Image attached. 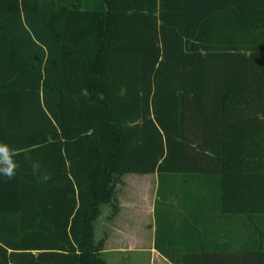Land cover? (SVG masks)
Instances as JSON below:
<instances>
[{
	"label": "trees",
	"instance_id": "obj_1",
	"mask_svg": "<svg viewBox=\"0 0 264 264\" xmlns=\"http://www.w3.org/2000/svg\"><path fill=\"white\" fill-rule=\"evenodd\" d=\"M0 143V264H106L127 174L214 181L251 235L229 263L264 264V0H0Z\"/></svg>",
	"mask_w": 264,
	"mask_h": 264
},
{
	"label": "crops",
	"instance_id": "obj_2",
	"mask_svg": "<svg viewBox=\"0 0 264 264\" xmlns=\"http://www.w3.org/2000/svg\"><path fill=\"white\" fill-rule=\"evenodd\" d=\"M130 175L150 180L146 190L152 201L148 211L151 217L148 220L142 218L137 204L131 200L113 201L112 213L107 219L111 223L110 229L104 230L105 239H101L102 242L104 240L103 253L106 255L150 253L151 259L159 257L164 264H175L156 249L157 221L162 228L159 245L173 254L211 252L215 253L216 259L230 264L233 258L230 254L249 251L247 244L251 235L245 225L247 218L222 214L219 187L214 181L208 184L206 179L199 177L165 176L169 183L161 188L157 174ZM158 201L163 211L156 217ZM172 205L182 211L176 212ZM102 217L100 215L99 219ZM146 238L149 239L143 240Z\"/></svg>",
	"mask_w": 264,
	"mask_h": 264
},
{
	"label": "rangeland",
	"instance_id": "obj_3",
	"mask_svg": "<svg viewBox=\"0 0 264 264\" xmlns=\"http://www.w3.org/2000/svg\"><path fill=\"white\" fill-rule=\"evenodd\" d=\"M149 182L150 180L148 179H142L140 177L133 176L130 174L128 176L127 175L123 176V178L121 176H118L117 182L115 183L114 186L115 190L117 189L116 192L114 190L111 200L108 201L107 204H103V206H101V215L103 217L99 219L100 216H98V218L93 223V235L96 242H98V244L99 241L102 242L101 239H105L104 230L106 228L110 229L111 223L108 222L107 219L108 216L112 213L111 210H112L113 201L115 200L118 201L123 198L131 200L132 202L137 204V209L139 212H141L140 215L142 216V218L148 220V218L151 217L150 215H148V211H150L149 208L152 204V201L149 199V195L146 190V187L149 184ZM175 188L177 189L179 188V186L176 184ZM172 207L176 209V212L182 211V209H178V207H175L173 205ZM162 211H163L162 204H160L158 209L159 216H161ZM148 239L149 238L143 240H148ZM113 241L115 242L116 239L113 238ZM103 250H104V240H103V245H101V248L99 245V251L104 257L105 261L108 262V264H164L163 260L159 257L151 259L150 253L127 252L123 254L110 253L106 255L105 253H103Z\"/></svg>",
	"mask_w": 264,
	"mask_h": 264
},
{
	"label": "clouds",
	"instance_id": "obj_4",
	"mask_svg": "<svg viewBox=\"0 0 264 264\" xmlns=\"http://www.w3.org/2000/svg\"><path fill=\"white\" fill-rule=\"evenodd\" d=\"M14 156V150L7 144L0 143V174L8 178H12L15 175L17 164Z\"/></svg>",
	"mask_w": 264,
	"mask_h": 264
}]
</instances>
